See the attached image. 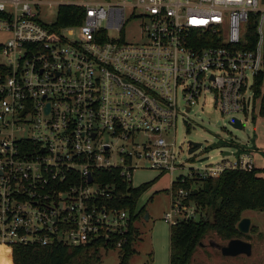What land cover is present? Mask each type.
<instances>
[{"label": "built area", "instance_id": "built-area-1", "mask_svg": "<svg viewBox=\"0 0 264 264\" xmlns=\"http://www.w3.org/2000/svg\"><path fill=\"white\" fill-rule=\"evenodd\" d=\"M54 5L81 9L80 24L43 22ZM134 22L139 39L125 40ZM251 23L258 41L249 48ZM0 36V264L16 246L117 238L120 251L132 217L113 204L116 178L134 187L137 171L183 169L180 107L210 96L223 114L248 119L260 101L264 0H0ZM234 154L173 179L179 188L164 220L206 218L185 186L255 170L247 147Z\"/></svg>", "mask_w": 264, "mask_h": 264}, {"label": "rangeland", "instance_id": "rangeland-1", "mask_svg": "<svg viewBox=\"0 0 264 264\" xmlns=\"http://www.w3.org/2000/svg\"><path fill=\"white\" fill-rule=\"evenodd\" d=\"M55 3H104L106 0H52ZM59 6L54 5L50 9L43 10L41 19L45 23L56 24L58 22ZM117 35V33H113ZM139 22H134L126 27L125 40L134 41L139 39ZM5 36H0V38ZM75 39V37L70 38ZM251 83V79H249ZM261 101L258 102L256 111L248 119L242 113L236 115L223 114L220 107L211 101L210 96L201 98L197 106L187 107L182 105L181 113L177 121L176 145L179 152L180 165L183 169L177 170L172 177L171 174H161L154 170H140L133 174L132 184L139 187L146 183H152L139 199L136 213L144 208L143 215L134 223L140 230L141 240L136 245L137 254L132 258L130 264H170V228L171 225L164 220L166 213L170 211L172 197L171 190L173 179L180 175L189 176L194 170L201 169L207 165L214 164L222 159V152L233 151V157L239 152L240 147H252L254 149V135L263 139L257 143L259 149L255 155V165L264 171V117L260 116ZM244 120V128L237 130L230 125L232 117ZM255 121V122H254ZM256 123V124H255ZM257 125V126H256ZM257 128V129H256ZM189 142L202 143L203 148L189 154ZM235 142L240 147L231 145ZM209 157V160H200ZM215 206L206 208L205 212L212 218ZM246 214L252 220L255 232L247 236L253 245L252 256L225 257L220 250L211 244L227 245L216 234L211 233L203 241L204 247H199L193 256L191 264H264V213L253 211ZM146 215L149 220H146ZM244 239V238H243ZM247 240V239H244ZM100 264H118L120 252L117 249H101Z\"/></svg>", "mask_w": 264, "mask_h": 264}, {"label": "trees", "instance_id": "trees-1", "mask_svg": "<svg viewBox=\"0 0 264 264\" xmlns=\"http://www.w3.org/2000/svg\"><path fill=\"white\" fill-rule=\"evenodd\" d=\"M83 11L72 6H62L57 28L75 27L80 24ZM249 48L258 41L257 26H249ZM263 88V91L261 90ZM255 96L261 101L260 116L264 117V70L255 79ZM207 151V148L206 150ZM259 170L251 173L228 171L218 179L190 181L185 188H193L190 200L196 202L205 210L215 206L212 218L207 217L200 221H182L170 228V264H191L193 256L203 241L211 233L216 234L222 241L232 239H248L237 230V225L247 211L264 213V178ZM117 180V193L113 204L118 209L127 210L132 217V227L126 235V243L120 252L118 264H130L137 254L136 245L141 240L140 230L134 223L143 215L144 208L136 213L140 197L152 187L146 183L139 187L129 186L120 177ZM193 186V187H192ZM178 185L172 189L177 190ZM256 227L252 226L251 232ZM114 244L105 245L104 242L89 244L82 247H67L53 245L49 247L16 246L10 256L9 264H100L101 249H116Z\"/></svg>", "mask_w": 264, "mask_h": 264}, {"label": "water", "instance_id": "water-1", "mask_svg": "<svg viewBox=\"0 0 264 264\" xmlns=\"http://www.w3.org/2000/svg\"><path fill=\"white\" fill-rule=\"evenodd\" d=\"M230 125L237 130H242L244 128L243 124L237 118H233L232 121L230 122ZM189 145H190V150H189L190 155L203 148L202 143L189 142ZM223 155H230V152L225 151L223 152ZM207 160L208 157L200 160V162H204ZM113 193H115V191H113ZM145 219L149 220V216L146 215ZM252 224L253 223L250 218L243 217L237 225V230L242 235H249L251 232ZM211 246L212 247L216 246L220 250L221 254L225 257H238L242 255H246L249 257L252 256L253 254L252 243L240 238L230 240L227 245L211 244ZM200 247H204V244H201Z\"/></svg>", "mask_w": 264, "mask_h": 264}, {"label": "crops", "instance_id": "crops-1", "mask_svg": "<svg viewBox=\"0 0 264 264\" xmlns=\"http://www.w3.org/2000/svg\"><path fill=\"white\" fill-rule=\"evenodd\" d=\"M254 122H255V121H254ZM255 124H256V123H255ZM260 125H264V123L260 122V124H259V128H260ZM256 126H257V125H256ZM256 129H257V128H256ZM262 141H263V139H260V136L258 137V136H256V135H254V149H253L252 147L246 146L247 149L250 151V153L253 155L254 163H255V155L257 154V152H259V151H258L259 149L257 148V143H261V144H263ZM255 169H256V170H259V171H260V174H259V175H260L261 177L264 178V171L258 169V168L256 167V165H255ZM249 213H254V212H253V211H247V212H245V213L243 214V217H247V218H249V216H246V214H249Z\"/></svg>", "mask_w": 264, "mask_h": 264}, {"label": "flooded vegetation", "instance_id": "flooded-vegetation-1", "mask_svg": "<svg viewBox=\"0 0 264 264\" xmlns=\"http://www.w3.org/2000/svg\"><path fill=\"white\" fill-rule=\"evenodd\" d=\"M246 241H249L248 239ZM250 242V241H249Z\"/></svg>", "mask_w": 264, "mask_h": 264}]
</instances>
